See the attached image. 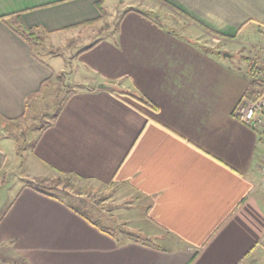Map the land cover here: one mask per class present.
Here are the masks:
<instances>
[{
	"label": "crops",
	"instance_id": "0c3cea01",
	"mask_svg": "<svg viewBox=\"0 0 264 264\" xmlns=\"http://www.w3.org/2000/svg\"><path fill=\"white\" fill-rule=\"evenodd\" d=\"M17 13L46 44L83 33L91 40L77 57L89 86L39 131L34 156L111 187L133 210L121 227L120 213L93 207L112 223L108 233L68 203L23 187L0 216L3 261L264 264V129L238 113L249 65L230 64L198 35L234 40L229 58L260 60L247 49L258 45L249 39L256 32L264 37V0H0V119L9 123L27 115L28 98L55 74L14 30V16L2 19ZM8 159L0 145V173Z\"/></svg>",
	"mask_w": 264,
	"mask_h": 264
},
{
	"label": "rangeland",
	"instance_id": "374dc122",
	"mask_svg": "<svg viewBox=\"0 0 264 264\" xmlns=\"http://www.w3.org/2000/svg\"><path fill=\"white\" fill-rule=\"evenodd\" d=\"M137 8H140V5ZM149 15L156 16L155 13L152 14L151 12H149ZM217 34L208 33L206 30H201L198 33V35H201L202 40L210 44L213 49L217 48L221 52L223 50L226 52H229V50L235 52L237 50L238 47L236 48L234 40L225 42L224 39H221L222 42ZM89 35L90 33H83L79 39H66L61 45L46 44V41L43 45H37V55H40L45 61L53 65L55 70V74L52 77L53 84L44 89L37 98H34L35 101H33L34 99L31 101L32 105L30 104L29 108L32 107L23 119L13 123H6L0 119V145L8 152L9 157L6 166L0 173V216L3 209L8 206L9 202L15 198L23 187L38 183L53 185L54 192L62 196H71L68 197L71 198V201L76 204L86 205L89 211L93 210V207H101L107 215L109 212H112V214L120 213L118 221H120L121 224L119 226L121 227L124 225L123 221L125 218L122 214L127 212V208L133 210L131 202L121 197L119 192L111 187L83 181L69 173L61 176L46 167L43 162L34 156L33 148L35 139L40 133L39 125L51 121L50 115L53 112H58L71 94L85 90L89 86L83 81L84 71L80 68L79 61H77V57L91 42L90 39L87 40ZM263 38L260 33L256 32L249 39L251 42L258 43V45L247 50L253 52L252 54L260 55L259 59L264 63V53H261L262 43H264ZM256 48L257 51L259 50L258 53L254 50ZM228 61L234 66L244 65L246 67L249 65L247 62L238 61L235 58L228 57ZM60 66H62V70ZM59 176L60 181L57 180ZM143 210L136 206V210L133 212V214L139 216L141 221L146 220ZM133 214L131 217H135ZM126 217L128 216L126 215ZM104 224L110 226L112 223L105 222ZM111 227L114 228L113 225ZM4 256H7V253L4 251L0 252V264L14 263L3 261L2 257ZM15 262L20 263L19 261Z\"/></svg>",
	"mask_w": 264,
	"mask_h": 264
},
{
	"label": "trees",
	"instance_id": "16d2710c",
	"mask_svg": "<svg viewBox=\"0 0 264 264\" xmlns=\"http://www.w3.org/2000/svg\"><path fill=\"white\" fill-rule=\"evenodd\" d=\"M99 6H100L102 16H105L107 13L105 8L102 5H99ZM5 16H7V17L8 16H14L13 21H12V27L23 39H25L33 47V52H34V49L36 52V46L37 45H40V44L43 45L44 44L46 37L41 35V34H38L33 29L28 27L23 22L21 13L4 15L2 17V19L6 18ZM213 50L214 49H212V51ZM218 52L221 53V51H218ZM35 55H36V53H35ZM36 56H38V55H36ZM248 64H249L248 75H249V79H250V86L246 90L244 97L250 101H258L259 99L264 97V65H263L264 63L260 60H257V61L249 62ZM52 84H53L52 78L45 80L42 83L41 89L28 98L26 106L28 107V103L32 99L37 98L44 91V89L48 88ZM135 98L138 99L140 102H143V103L151 106L152 108L156 109V107H154L145 98H141V97L140 98L135 97ZM66 101L63 103V106L65 105ZM62 107L58 110V112H53L50 115L51 119H52L51 121H49L46 124L42 123L39 125V128H38V129H40L39 131L44 130L48 126H50L52 121L59 115ZM3 120H4L3 122H6V123L10 122V120H8V119H3ZM16 121H18V120H16ZM35 143H36V140L34 142V146H35ZM33 151H34V148H33ZM55 172H57L61 176H63V174L67 175L66 173H63L57 169H55ZM70 175H72V174H70ZM73 176L77 177L78 179L83 180V181H90V180H88L82 176H78V175H73ZM57 180L58 181L61 180L60 176L57 178ZM27 186L36 189L40 193L51 196V197H53L57 200H60L62 202L68 203L69 207H71V209H73L75 212L82 215L85 219H87L89 222H91L93 225L97 226L101 230L109 233L110 229L108 227H106L100 219L94 217V215L92 214V210L89 211L87 209V206L84 204L82 205V204L74 203L73 201H71V198H68V197H71L69 195L62 196L61 194L54 192L53 191V188H54L53 185L50 186V185H46L45 183H38V184H34V185H26L25 187H27ZM124 232L130 239H132L134 241L141 242L144 244H153V242H154L153 238H151V237L143 236V235L137 234V233H133L129 230H124ZM12 264H23V263L14 262Z\"/></svg>",
	"mask_w": 264,
	"mask_h": 264
},
{
	"label": "built area",
	"instance_id": "2783aa9c",
	"mask_svg": "<svg viewBox=\"0 0 264 264\" xmlns=\"http://www.w3.org/2000/svg\"><path fill=\"white\" fill-rule=\"evenodd\" d=\"M257 112L260 113L257 114ZM238 113L241 115V119L253 128L264 129V97L258 101L247 100L246 104L239 109ZM262 171L264 173V161Z\"/></svg>",
	"mask_w": 264,
	"mask_h": 264
},
{
	"label": "water",
	"instance_id": "95a60500",
	"mask_svg": "<svg viewBox=\"0 0 264 264\" xmlns=\"http://www.w3.org/2000/svg\"><path fill=\"white\" fill-rule=\"evenodd\" d=\"M224 56L231 57L232 54L229 53V52H224ZM99 87H100V88H107L108 86L105 85V84H100Z\"/></svg>",
	"mask_w": 264,
	"mask_h": 264
}]
</instances>
